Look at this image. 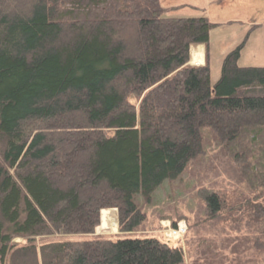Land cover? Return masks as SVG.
I'll use <instances>...</instances> for the list:
<instances>
[{"label":"trees","instance_id":"16d2710c","mask_svg":"<svg viewBox=\"0 0 264 264\" xmlns=\"http://www.w3.org/2000/svg\"><path fill=\"white\" fill-rule=\"evenodd\" d=\"M22 1L0 0V264L20 247L14 238L34 253L36 237L53 233L88 236L42 245V264H183L171 240L96 234L101 211L117 209L120 232L132 234L146 219L139 199L149 203L214 142L223 153L212 171L243 180L242 132L264 126V66L240 64L241 44L212 85L208 62L190 60L213 24L167 16L160 0ZM205 201L209 222L224 209L215 191ZM246 206L235 225L264 215V203ZM200 250L191 264H239Z\"/></svg>","mask_w":264,"mask_h":264},{"label":"rangeland","instance_id":"374dc122","mask_svg":"<svg viewBox=\"0 0 264 264\" xmlns=\"http://www.w3.org/2000/svg\"><path fill=\"white\" fill-rule=\"evenodd\" d=\"M22 2L27 4L28 0ZM160 2L167 16L207 17L213 24L209 42L204 47L212 85L221 75L225 55L241 44H243L244 54L242 61L245 62L242 64L264 66V0H160ZM6 8L7 6L4 5L3 9L6 10ZM11 11L16 12V9L11 8ZM95 17L101 18L102 15L94 13L90 20H94ZM130 101L136 106L139 104L135 97L130 98ZM259 131V135L257 134L255 138L254 131L242 132L240 140L249 149L248 160L251 163V168H247V174L243 180L237 182L231 179L233 171L231 172L228 167H225L221 174H219V166L216 168L217 171H212V163L209 161L217 164L214 154L223 153V149L215 142L212 145L207 144L203 153L204 158L199 157L197 162L196 160L190 162L188 169L180 178L164 182L155 190L149 203H146L143 198L139 199L146 219L138 230L132 234L121 233L116 209V229L99 230V225L95 233L113 238L155 236L162 240H171L173 244L183 247V264H191L196 258L197 249L204 254L200 249L205 248L209 250L206 252L212 257L223 253L225 263L239 259V264H247L252 260L253 264H264V215L261 214L256 220L245 217L237 225L234 221L239 212L248 216L247 203H256V205L264 203V126H261ZM208 135L210 136L209 131ZM54 136L50 132L49 137L52 139ZM212 140L213 138L210 139ZM4 149L5 142L0 136V152ZM0 165H2L1 159ZM210 168L211 173L206 176ZM205 176L209 179L205 180ZM211 191L220 195L224 210L214 220L208 222L205 221L209 213L205 196ZM232 205H241L244 210L236 212L233 217L229 210ZM248 208L251 207L248 206ZM226 216H228L227 219ZM174 223L176 226L179 224L186 226L182 233H175L177 236H174L175 239L167 234L174 233ZM87 236L65 233L38 236L34 244V253L22 249L26 246V241L22 237H16L13 242L20 244V247L13 248L2 264H42L40 252L42 245L74 241ZM251 239L255 240L254 247L249 243ZM199 258L200 254L197 260Z\"/></svg>","mask_w":264,"mask_h":264},{"label":"bare ground","instance_id":"6f19581e","mask_svg":"<svg viewBox=\"0 0 264 264\" xmlns=\"http://www.w3.org/2000/svg\"><path fill=\"white\" fill-rule=\"evenodd\" d=\"M200 54H195V58H199ZM183 225V224H181ZM117 226V210L115 208L106 210L103 209L102 210V216H101V224H100V228H98L99 230L101 229H113L115 230ZM180 228V226H176L173 230H178ZM169 236H175V233L173 232H168L167 233Z\"/></svg>","mask_w":264,"mask_h":264},{"label":"crops","instance_id":"0c3cea01","mask_svg":"<svg viewBox=\"0 0 264 264\" xmlns=\"http://www.w3.org/2000/svg\"><path fill=\"white\" fill-rule=\"evenodd\" d=\"M204 47H205L204 44L193 45L191 47L190 64H192V65H205L207 63V57H206L207 55H206ZM195 54H200V57L198 59L195 58ZM242 58H244L243 52H241L240 64L245 63L242 61ZM242 65L248 66L247 64H242ZM254 66H260V65H254Z\"/></svg>","mask_w":264,"mask_h":264},{"label":"built area","instance_id":"2783aa9c","mask_svg":"<svg viewBox=\"0 0 264 264\" xmlns=\"http://www.w3.org/2000/svg\"><path fill=\"white\" fill-rule=\"evenodd\" d=\"M183 231H185V228L180 227L178 230H174V233H182Z\"/></svg>","mask_w":264,"mask_h":264}]
</instances>
